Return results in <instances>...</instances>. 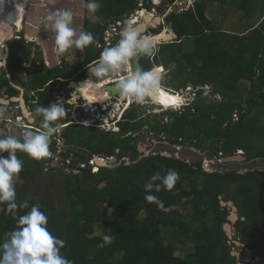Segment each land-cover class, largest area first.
I'll return each instance as SVG.
<instances>
[{
	"label": "trees",
	"instance_id": "16d2710c",
	"mask_svg": "<svg viewBox=\"0 0 264 264\" xmlns=\"http://www.w3.org/2000/svg\"><path fill=\"white\" fill-rule=\"evenodd\" d=\"M166 1L174 6L179 0ZM212 1L233 5L246 21L247 30L228 32L215 25L207 16V4ZM19 2L16 0V7ZM98 4L94 13L97 21H84V31L91 32L96 41L84 48L87 64L98 59L99 45H106L110 25L139 10L138 0H98ZM255 19H259L257 24ZM167 21L173 23L179 39L162 46L153 61L145 59L146 70L164 62L182 77L178 89L190 84L211 86L213 97L220 95L221 99L204 98L201 91L193 104L166 112V120L158 114H144L141 104L133 103L118 121L117 133L71 126L63 138L69 147L82 151L77 154L80 159L116 158V165L101 167L97 174L89 171L64 176L59 185L62 208H49L40 200L28 199L29 209L17 210V217L38 204L48 217L50 233L66 241L61 254L73 264H238L233 256L236 243L264 264V169L244 174L208 171L203 160L192 163L162 153L140 160L142 156L138 155L144 134L158 143L197 151L224 135L207 152L211 160L218 162L242 152L246 163L264 161V0H197L194 8L173 13ZM21 25L22 22L18 26ZM120 38L121 35L114 37L111 47ZM19 54L20 50L14 48L13 63L8 68L13 77L26 69L18 62ZM20 55L27 58L30 53L25 50ZM66 76V69L57 68L30 79L26 86L30 93L35 92L27 103L31 110L50 106L56 84L62 85L61 79ZM51 81L56 84L49 85ZM4 94L17 96L20 92L3 72L0 97ZM49 150L56 151L55 143ZM71 153L72 150L62 156L67 160ZM27 159L36 174L44 175L45 167L54 172L49 158L23 157ZM169 171L179 175L171 191L162 188L159 192H145L144 185L153 174L163 176ZM30 174L26 170L17 179L26 181ZM14 185L17 202L25 201L24 185ZM146 194L157 196L164 207L147 202ZM222 201H232L238 208L235 224L229 220L232 209L222 206ZM0 207L2 244L17 224L6 213V203H0ZM182 207L188 213L184 214ZM227 224H232L233 238L225 229ZM105 235L114 239L101 247ZM190 244L192 249L185 256L177 255L180 248Z\"/></svg>",
	"mask_w": 264,
	"mask_h": 264
},
{
	"label": "clouds",
	"instance_id": "9594fccd",
	"mask_svg": "<svg viewBox=\"0 0 264 264\" xmlns=\"http://www.w3.org/2000/svg\"><path fill=\"white\" fill-rule=\"evenodd\" d=\"M86 7L90 13H95L99 7L98 0H87ZM147 8L150 9L149 6ZM157 16L158 14L156 17ZM129 17L127 18L129 19ZM156 17L153 18L155 19ZM73 19V12L70 10H56L48 14L46 17L45 26L50 27L55 32V45L57 53H64L73 46L78 49H83L96 43L91 32L81 31L77 36L75 29L71 26ZM123 22V26L119 27L121 33L118 35H121V38L118 43L112 47L111 45H102L103 48L99 47L103 50L99 54L98 59L87 65L90 74L97 79L117 75L121 72L126 73L123 77L120 76L118 79L114 78L107 83L112 85L118 82L117 87L121 97L123 98V100L122 98L119 99L115 106L112 105L108 108V111L113 114L114 112H117L115 109L116 106H118L119 108L117 110H119V113L115 114L114 118L116 119L118 116L122 118L125 111L129 109L133 103L143 104L147 99H149L151 103L155 104L152 100L164 96L163 89L171 95L179 98L182 105L180 108L186 107V105H184L186 102L184 99L191 97L192 90L186 91L185 96L182 91L175 93L164 88L161 85V73L158 71H152L162 67L166 73L165 66L161 65V63L155 64L154 68L149 71H128V68L134 58L138 55H147L153 50L154 38L133 31L132 29L136 27L130 23V20L129 24L126 23V18ZM162 29L163 27H160L156 30V34H159ZM118 35H115V37ZM6 55L7 49L4 45H0V67H5ZM154 57L151 61H153ZM94 83L95 81L92 80L88 86V90L90 87L94 86ZM97 86L102 89L103 84L99 82ZM192 87L195 88V86ZM177 94H182L183 98H180ZM75 95L76 92L72 94V98ZM72 102L74 103L75 101L73 100ZM171 109L172 108H167L166 110L168 111ZM25 111L27 112V110ZM121 112L123 113L121 114ZM67 113L63 98H57V101L52 103L50 106H37L34 110V114L27 113L29 119H35L36 116L42 117L40 120V131L34 132L26 129L23 132L21 131L22 134L20 136L7 135L0 138V153H7L6 157L4 155H0V203H6V213H10L13 218L16 219L17 224V227L13 231L6 234L7 239L0 244V264H73L72 260L67 259L61 254V249L66 246V241L50 233L47 227L48 217L40 210V206L38 204L31 206L29 211L17 217V210L29 209V204L26 200L19 203L17 202V193L14 185L15 179L23 170V160L17 157V151H22L36 160L49 158L51 162L54 161V158L51 157L53 153L49 150V144L54 135H59L62 126L60 124H54L53 122L62 120L67 116ZM101 114L103 116V111H101ZM6 115L8 114L6 113ZM18 118L22 117L16 116V125L19 124L17 121ZM107 118L111 119L110 117ZM121 118L119 120H121ZM102 120L105 122L106 117L104 119L102 118ZM6 123L9 124V121ZM106 125L107 124L105 122L104 126ZM117 129L119 128L117 127ZM5 131L7 132V130ZM109 131L117 133L120 130ZM238 154L243 155L242 152H239ZM101 159L109 161L108 159ZM105 164L106 163L102 162V164H100V168L106 167L104 166ZM45 168L49 169L48 167ZM54 168L55 172L57 168ZM33 169L35 168L33 167ZM178 179L179 175L175 171H169L163 176L157 172L153 174L150 177L149 182L144 185V190L146 193H151L153 190L159 192L162 188L167 191H171L175 187ZM157 181L160 183H156ZM145 200L149 203H155L160 208L164 207L163 202L155 195L146 194ZM113 239L114 237L110 235L103 236V243L100 246L103 247L104 245L111 244Z\"/></svg>",
	"mask_w": 264,
	"mask_h": 264
},
{
	"label": "flooded vegetation",
	"instance_id": "af4514ba",
	"mask_svg": "<svg viewBox=\"0 0 264 264\" xmlns=\"http://www.w3.org/2000/svg\"><path fill=\"white\" fill-rule=\"evenodd\" d=\"M32 1H34V0H32ZM0 2H3V0H0ZM20 4H23V3L19 2L18 7H16V0H6V2L3 4V6L0 3V45H4L5 48L7 49L6 64H5V67H0V75L3 72L6 74L5 68L11 67V65L13 63L12 52H13L14 48L17 50H20V54H23L25 52V50H28L30 55H29V57L26 58V57L19 54L18 62L19 63L22 62V68H26L23 72L17 73L14 77L11 74V76H12L11 79H9L6 75L10 84L16 90H18L20 92V94H18L17 96H11L8 94H4L3 96H1V98L2 97L7 98L6 100H8L10 102L8 105V107H10V108H12V106H10L11 103L17 104L16 109L12 108L11 112L14 113L18 117H22L23 122H20L19 124H17L20 131L23 132L24 130L27 129V130H32L34 132H38V131H40V120L42 119V117L36 116L35 119H29L28 115L26 116V114L23 110L21 99L25 100V106H26L28 113L34 114V111L31 110V108L28 106L27 103H28V99H30L32 96L35 95V92L32 91V93H30L26 84H28L30 82V79L33 80L38 73H43V72H46L49 70H54L57 66H55L53 64L51 65V63H49L44 58H42V55L40 53V51H42V49H41V42L42 41L41 42L38 41V40H41V35H40V33L39 34H35V33L32 34V32L34 31L32 29L33 28L38 29V27H36V25L31 23V21H30L31 19L29 18V14L27 13L26 9H25V12L23 15L21 28H20V26H18L19 25L18 24V17H19L18 15L20 13H23V11H24V5H23V7H21ZM26 8H27V4H26ZM9 16L10 17L12 16L14 18V20L11 23H10V21H8V18L10 19ZM84 21L85 20H83V31H84ZM28 27H30V30H31L30 32L28 31L29 30ZM8 29H9V31H8ZM29 34H30V36H28ZM33 49H34V51H33ZM38 54H40L41 56L39 57ZM82 54H83V56H81V58H79L77 61H74L75 62L74 65L70 64L66 60L67 57L65 58V57L61 56L60 57L61 61L58 64V66L60 69H66L68 76H66L64 79H61L62 85H60L58 83L56 84L55 81H51V83H49V85L50 84L51 85L56 84V88L54 91V98H53L51 104L55 103L57 101V98H63L65 109L68 112L67 116L65 118H63L62 120L53 122L54 124H60L62 126L59 135H54L51 138V140H52L51 147L54 146V143L56 146V151L52 152L53 153L52 157H54V161L51 162V167L55 163L57 164V166H58L57 170H55V172H53L54 174H57V175H54V174L51 175V173H48L49 170L45 169L44 175L46 176V178L44 180H42V178H43L42 176H44V175L32 174L30 177L31 179L34 180L36 187H37V183H38L37 177L40 176L39 177L40 178V181H39L40 186L45 187L47 189L46 190L47 193H49V194H51L53 192V184H52V183H54L53 176L59 178L60 182L57 183L56 185H60L62 182V178L64 176L76 175L79 173H87L89 171L92 172V169L94 167L90 164V161L97 158V156H92L88 160L80 159L77 156V153L75 154V152H74V150L76 151L77 149L69 147V145L66 144V141L63 138V134L71 126H81V127H83V129L96 128V129L103 130V131L107 130L105 127H103L105 122H104V120H102V114L100 116L90 115L85 110L86 109V103H87L88 99L89 100H90V98L95 99V102L98 105L102 104V99H101V97H99L100 96L99 91L101 90V88L99 86H97L99 82H97L95 80V77L92 76L90 74V72L88 71V68H87L88 64L85 62V58H84V48H83ZM78 55H79V52H78ZM30 68H33L32 73L30 75L31 78L26 81L20 75H22V74L27 75L28 71H30ZM16 77H18V82H19V84H17V85L13 82L16 80ZM92 80H94L95 83H94V86L92 88L93 91H90V90H88V86L90 85ZM74 85H77V87ZM74 92H76V95L72 98V94ZM88 92H92V93L88 94ZM95 96H97L99 98L97 99V98H95ZM73 100L75 101L74 103L72 102ZM108 113H109V111L107 113H104L103 115L105 117L106 116L110 117L108 115ZM4 116H6V113L0 111V129L8 130V128L5 127V125H7L8 123H6L7 121H5L3 119ZM118 121L119 120L116 118V120H114L112 122V123H114V129L117 128ZM101 122H102V124H100ZM106 126H108V125H106ZM107 133H110V131ZM151 149L152 148H150L149 151ZM71 150L73 151V153H71L69 159L65 160L62 155L68 151H71ZM53 162H54V164H53ZM107 162L109 164L106 163L104 166L113 167L116 165L117 159H116L115 164L111 163L110 161H107ZM56 164H55V166H56ZM98 167L100 168V166H98ZM53 169H55V168H53ZM58 188H59V186H58Z\"/></svg>",
	"mask_w": 264,
	"mask_h": 264
},
{
	"label": "rangeland",
	"instance_id": "374dc122",
	"mask_svg": "<svg viewBox=\"0 0 264 264\" xmlns=\"http://www.w3.org/2000/svg\"><path fill=\"white\" fill-rule=\"evenodd\" d=\"M22 1L25 3V6L27 4L26 11L29 14L31 23L36 25V27H38V29H34V28L32 29L34 30L32 34L40 33L41 35V40H38V41L40 42L42 41L41 42L42 51H40L42 58H44L46 61L51 63V65L53 64L57 66L55 68L57 69L59 68L58 64L61 61V58H60L61 56L65 58L68 56H71V58L75 56L80 57V53L82 52V49H78L75 46L69 48L64 53L58 54L57 51L55 50L56 49L55 32L50 27H46L45 24H46V17L51 12L56 11V10H70L73 12V16H74L73 23L71 26L75 29L77 36H78L79 33L83 31V20L89 19L95 22L94 13H90L88 11L84 0H34V1L22 0ZM207 5H208L207 9L209 12V15L208 13L207 15L209 16L211 20L214 21V24L218 25V27L221 28L222 30L228 31V32H235V33H243L247 30L246 21L241 19L240 12H238L233 5L231 4L224 5L219 1H212L208 3ZM23 14H24V11L22 15ZM253 22L254 24H257L259 22V19H255V21ZM28 29H29L28 31L30 32L31 31L30 27H28ZM28 36H30V34ZM78 52H79V55H78ZM41 55L38 54L39 57ZM71 64L74 65V63H71ZM161 64L165 66V70H166V73L163 77V81L161 82V85L164 88L170 90L171 92L179 93V91H182V93H184V95L186 96V91H189V89L187 88L185 89L182 87L180 89L177 88V85L182 80V77H180L178 73L172 71L173 67L172 69L171 67L168 68L164 62H161ZM32 70L33 68H30V71H28L27 75L22 74L20 76L23 77L24 80L27 81L31 78L30 75L32 73ZM185 78L186 79L189 78L188 74ZM13 82L16 85L19 84L18 77H16V80ZM192 86L193 85L190 84L187 87H192ZM165 96L166 95L164 93V96L159 97L155 100H152L155 104L151 103V101H145V103L141 104L143 108L142 112L147 115L158 114V115H161L162 119L166 120L168 119V116L165 115L166 112L182 110L180 108L182 106L180 103V100L176 99L178 97L168 95L169 97H172L173 99H175V100H172L171 98H166ZM159 105L164 107L165 109L160 107ZM10 106H12L13 109H16L17 104L11 103ZM167 108H172V109L167 111L166 110ZM116 111L117 112H114V113L112 112L113 117L115 116V114L119 113V110H116ZM122 113L123 112H121V114ZM113 117H111V119L106 118L105 122L106 123L111 122V125L114 126V123L112 122L116 119ZM120 118L121 117L118 116L117 119L119 120ZM100 124H102V122ZM140 144L147 150L152 148L150 151H148L150 152V154H157V153H162L164 155L167 154L170 156H175L181 159L188 160L189 162H192V163H196L198 161L203 160L204 167L208 171L221 170L224 172H227V171L246 172L249 170L264 169V161L260 159L255 160L252 163L244 162L240 164H223V163L217 162L216 160H211L208 157V153L201 154L199 153V151L196 152L190 148L171 147L167 143H164V142H159L155 144L154 140L151 137H148V136L146 137V134H144V137L140 139ZM141 151L142 152H139L138 155L144 156L145 151L143 149ZM74 152L75 154L76 153L81 154V152L77 150L76 151L74 150ZM0 155H2V153H0ZM16 155L18 158L22 160H23V157H26V158L28 157V155L22 151H17ZM27 160H23V170L21 171V173L26 170H30L31 174L29 175L28 180L24 181V180H20L16 178L14 181V184H18L20 186L24 185L23 186L24 190L22 192L23 200L37 199V200L42 201L49 208H52L53 206L62 208L63 204L60 201V194H59L60 189L58 188L59 185H56L57 183L60 182L59 178L53 176L54 183H52L53 192L51 194L47 193L46 191L47 189L45 187L40 186V183H39L40 176L37 177L38 183L36 187L34 180L30 178L32 174H36V173H34L33 171V167L30 164V160L28 161ZM110 162L114 164L116 163V161L114 162L110 161ZM55 167L56 168L58 167L57 164ZM48 173H51V175L54 174L53 172H50V170L48 171ZM92 173H95V172L92 171ZM54 175H57V174H54ZM42 177H43L42 180L46 178L45 175ZM1 210L2 208L0 207V212ZM182 211L184 214L188 213V210L185 207H182ZM233 232H234V229L232 227L231 232H230L232 238L234 237L232 235ZM191 249H192L191 244L184 249L180 248L177 255L185 256ZM233 252L235 253L234 254L235 256L237 254L240 255V258L234 256L238 264L239 263L260 264V260L258 261L257 257H255L253 254H250L249 252L245 253V251L241 248L240 244L236 243V246L233 247Z\"/></svg>",
	"mask_w": 264,
	"mask_h": 264
},
{
	"label": "water",
	"instance_id": "95a60500",
	"mask_svg": "<svg viewBox=\"0 0 264 264\" xmlns=\"http://www.w3.org/2000/svg\"><path fill=\"white\" fill-rule=\"evenodd\" d=\"M151 9L153 8V6L150 7ZM155 11L157 12L158 16L154 19L151 15H147L145 18V22L147 21L148 18H152L154 19L152 24H146L145 22L140 24L138 27L133 28L132 30L138 29L139 27H143V31L140 33L142 35H147L150 36L152 38H154V48L152 51H150L147 55H138L136 58H134L130 64V67L128 68V71H146V67L144 65V59H152L154 57V55L156 54V52L158 50H160L162 48V46L166 45V44H172V43H176L179 39L178 34L176 33V31L174 30V25L172 22H167V16L169 15V11H170V6L169 3L166 0H163L161 2V5L158 7H154ZM126 23L129 24V19L126 18ZM145 25V26H144ZM168 26V27H165ZM160 27H163L162 31L159 34H156V30H158ZM150 28V29H149ZM9 31V29H8ZM103 50V49H102ZM101 50V51H102ZM101 51L99 52V54L101 53ZM6 71V75L9 79L12 78L11 73L9 71L8 68H5ZM126 75L125 72H121L117 75H113V76H109L106 78H100L97 79L95 78V80L97 82H101V84H103V89H101L99 91L101 99L103 100V104H107L108 108H110L112 105L115 106L116 103H118L119 99H121V95L119 93V89L117 87V84H112L109 85L107 84L109 81H111L114 78H119L120 76H124ZM93 87H90V91H93L92 89ZM92 92H88V94H90ZM7 98H0V110H2V112L7 113L8 115L4 116V120L9 121V124L5 125V127L8 128L7 132L10 133L11 135H16V136H20L22 133L21 131L18 129L16 123V115L14 113L11 112L12 108L8 107L9 105V101L6 100ZM22 102V107L23 110L25 112V114L27 115L28 111L26 112V106H25V100L21 99ZM88 111V110H87ZM95 116H98V112H94ZM109 115V114H108ZM102 118L104 119L105 116L103 115ZM109 131V130H107ZM224 138V135H220V137L218 138V140L214 141L211 143V145H209V143H207L200 151L199 153L203 154V153H207L209 150H211L213 147H215L219 141L221 139ZM155 144H157V141H154ZM52 140H50V144H49V148L51 146ZM139 152H142L141 150L143 149L145 151L144 156H142L140 158V160L143 157H147L150 155V152H148L149 150L145 149L141 144H139ZM194 151H197L196 149H192ZM164 155V154H163ZM164 156H170V155H164ZM246 157L244 155H240L237 154L235 156L232 157H226L223 158L221 160H219V163H223V164H240V163H246ZM110 161L114 162L116 161V158H111ZM102 163V162H101ZM241 174H244L245 172H239ZM222 206L225 207H231L232 209V213L229 217V220L231 223L235 224L238 219H239V215H238V208L235 206V204L230 201V202H225L222 201ZM225 229L228 233V235L231 236V229H232V224H227L225 225ZM235 253H233V256ZM235 257L240 258V255L237 254ZM257 260L259 261L260 258L257 257ZM239 264H244V263H239Z\"/></svg>",
	"mask_w": 264,
	"mask_h": 264
},
{
	"label": "built area",
	"instance_id": "2783aa9c",
	"mask_svg": "<svg viewBox=\"0 0 264 264\" xmlns=\"http://www.w3.org/2000/svg\"><path fill=\"white\" fill-rule=\"evenodd\" d=\"M162 1L163 0H138L139 10L135 11V13L132 14L129 17L130 23L132 25H134V27H137L140 23L145 21V18H146L147 15H151L152 17H156L157 12L155 11L154 7L160 6ZM196 1L197 0H179L174 6L170 7L171 9L169 11V15H171L173 13H183V12L189 11L190 9L195 7ZM147 6H149V7L153 6V8L152 9L151 8L148 9ZM123 23H124L123 21H121V22L119 21V22H117L115 24L112 23L110 25V29L106 32L107 33L106 34V38H105L106 46H110L112 38H114L115 35H118V34L121 33L119 27H122ZM99 47L103 48L102 45H99ZM152 71L160 72L161 75H162V80H163L165 72H164V69L162 67H160L159 69L152 70ZM162 80H161V82H162ZM187 89H189V91L192 90L191 91L192 94H191L190 98L184 99V101H186L184 105H186V106H189V105H191L192 102L196 101L198 99V97H199V92H201V91L203 92L202 96L204 98H212V99H218V100L221 99L220 95L215 96V98L213 97V94H212L213 88L211 86H198V87H195V88L188 87ZM163 91L167 92L164 89H163ZM168 94H170V93H168ZM178 95L180 96V98L181 97L183 98L182 94L181 95L177 94V96ZM108 114L110 115V118L113 117V115L111 113H108ZM235 117L237 119V115ZM17 121H18V123L23 122L22 118H18ZM106 124L108 126H103V127H105L107 130L119 131V129H117V128L114 129L113 128L114 126L111 125V122H107ZM108 160L110 161V159H108ZM101 161L104 162V163H107L106 160H103L101 158H96V159L90 161V164L94 167L93 171L95 173L99 172L100 168L98 166H100L99 162H101Z\"/></svg>",
	"mask_w": 264,
	"mask_h": 264
},
{
	"label": "bare ground",
	"instance_id": "6f19581e",
	"mask_svg": "<svg viewBox=\"0 0 264 264\" xmlns=\"http://www.w3.org/2000/svg\"><path fill=\"white\" fill-rule=\"evenodd\" d=\"M18 1H21L23 4H20V6L21 7H23V5H24V2L22 1V0H18ZM6 2V0H3V2H0L1 3V5L3 6V4ZM24 12H25V5H24ZM14 13V12H13ZM11 15V14H10ZM24 15V14H23ZM23 15H22V13H20L18 16H19V19H18V24H20L21 22H22V19H23ZM10 17V16H9ZM14 20V18L11 16L10 17V19L8 18V21H10V23L12 22ZM154 19H152L151 17L150 18H148L147 19V21L145 22L146 24H152L154 21H153ZM9 23V22H8ZM9 23V24H10ZM145 26V25H144ZM133 31H135V32H138V33H141L142 31H143V27H139L138 29H135V30H133ZM74 86H76L77 87V85H74ZM164 92V91H163ZM166 93V92H165ZM168 94V93H167ZM170 95V94H169ZM171 96V95H170ZM95 98H99V97H97V96H95ZM172 100H175V99H173V98H171ZM176 99H179V98H176ZM98 102V101H97ZM86 112L88 113V114H90V115H94V112H98V116H100L101 115V111H104L103 112V114L104 113H107L108 112V109L107 108H102L101 107V105H98V104H96V102H95V99H91L90 98V100L88 99L87 100V103H86ZM88 110V111H87ZM110 113V112H109ZM106 118H107V116H106ZM102 162V161H101ZM101 162H99V164H102Z\"/></svg>",
	"mask_w": 264,
	"mask_h": 264
},
{
	"label": "crops",
	"instance_id": "0c3cea01",
	"mask_svg": "<svg viewBox=\"0 0 264 264\" xmlns=\"http://www.w3.org/2000/svg\"><path fill=\"white\" fill-rule=\"evenodd\" d=\"M85 1V0H84ZM85 3L87 4V2L85 1ZM207 13H208V15H209V12H208V9H207ZM207 15V16H208ZM94 18H95V22L97 21V19H96V17L94 16ZM208 18H209V16H208ZM210 19V18H209ZM82 51H83V49H82ZM81 56H83V54H82V52L80 53V57H77V56H75V57H72L71 58V56H68L67 58H66V60L71 64V63H75L74 61H77L79 58H81ZM103 89V88H102ZM122 100H123V98H122ZM101 107L102 108H108V106H107V104H101ZM119 107L118 106H116V109H115V111L118 109ZM7 135H10L9 133H7L5 130H0V138H3V137H5V136H7ZM4 153H2V155H3ZM53 168L55 167L54 165L52 166Z\"/></svg>",
	"mask_w": 264,
	"mask_h": 264
}]
</instances>
